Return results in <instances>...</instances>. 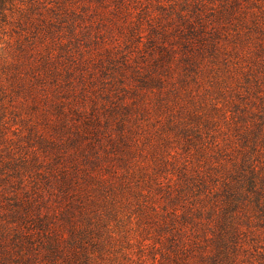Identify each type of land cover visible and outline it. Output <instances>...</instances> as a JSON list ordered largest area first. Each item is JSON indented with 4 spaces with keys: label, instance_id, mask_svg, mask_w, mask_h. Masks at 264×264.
<instances>
[{
    "label": "trees",
    "instance_id": "1",
    "mask_svg": "<svg viewBox=\"0 0 264 264\" xmlns=\"http://www.w3.org/2000/svg\"><path fill=\"white\" fill-rule=\"evenodd\" d=\"M0 264H264V0H0Z\"/></svg>",
    "mask_w": 264,
    "mask_h": 264
}]
</instances>
